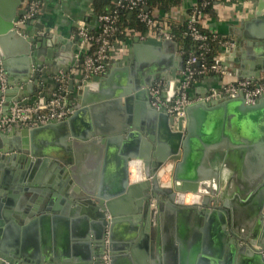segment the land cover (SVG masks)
<instances>
[{
	"label": "water",
	"instance_id": "95a60500",
	"mask_svg": "<svg viewBox=\"0 0 264 264\" xmlns=\"http://www.w3.org/2000/svg\"><path fill=\"white\" fill-rule=\"evenodd\" d=\"M21 2L13 0L7 3L0 16V69L3 68L8 79V88L0 90V99H5L0 118L9 113L16 101L27 104L40 99V75L47 59L58 64L71 62L62 61L56 53L62 46L60 41L57 42L56 34L45 30L35 38L34 34L26 36L15 27V22L25 13V9H19ZM248 17L250 20L245 24L244 35L249 50L238 70L244 74L243 77L256 82L260 81L259 74L264 73V0H258L255 11ZM255 23L261 25V30L251 34L250 29L257 25ZM135 41L140 44L134 45L124 58L117 61L116 66L124 64V69L115 67L109 74L93 78L101 82L100 90L90 88L92 80L77 83L71 75L70 98L77 103L69 117L49 120L48 124L36 128L0 127V153H13L7 160L26 161L28 171L26 175L12 172L11 168L10 171H0V264H22L21 259L25 264H53L54 260H59L60 253H56L55 259L47 255V249L51 250L52 246L46 245L43 238L40 242L36 230L39 220L47 217L44 213L57 209L58 204L52 201L44 209L40 206L42 197L38 194L44 196L53 189L54 196L60 199V192L67 193V188H64V181L59 185L38 182L34 169L38 165L45 166L49 160H53V167L62 168V173H66L64 166L75 160L79 165L84 144L77 140L85 138L83 129L90 110H95L98 103L119 106L122 101L125 105L119 106L111 116L118 113L125 124L132 126L122 140V146L120 142L116 144L117 151L119 146L121 148L119 169L126 172L124 181L120 187L109 191L96 192L92 189L94 184L87 189L86 194L96 198L102 213L98 214L93 232H90L91 228L86 230V234L81 230L75 247H65L62 252H66L62 256L64 263L104 264L102 256L107 243L111 264H119L121 258L129 260L127 253L138 236V222L144 220L140 232L146 237L154 223L156 209L149 208L151 195L156 198L167 192L168 201L172 204L177 192H192L203 195V204L209 206L210 202L222 203L221 196L232 192L229 182L233 177L238 188L232 195L241 202L237 206H228L224 201L222 206L214 209L215 214L230 217L234 238L242 243L239 249L241 259L248 256L249 264H264L263 252L255 247H264V96L254 104L247 103L243 93L223 99L204 98L189 105L184 115L175 118L168 113L167 106L157 108L151 103L150 89L156 80L161 79L164 81L162 96L165 103L172 102L180 80L179 72L184 68V57L179 52L178 43L170 35L146 39L136 36ZM253 45H261L263 49L256 52L251 49ZM15 56L24 66V75L19 80L14 79L11 66ZM14 87L21 90L17 98L12 96ZM134 103L139 120L132 124L131 107ZM145 114L148 119H145ZM124 123L121 130L122 126L127 129ZM13 133L17 137H12ZM121 138L122 134L109 135L105 140L110 146L111 141ZM134 160L143 162L145 182L129 184L128 167ZM214 160L218 168L212 165ZM76 165L70 169L73 178ZM168 171L171 177L166 184L170 186L162 187L160 181L169 174ZM225 173L228 176L225 177ZM71 180L68 182L72 183ZM28 191L33 194L27 198ZM73 191L71 197L84 199V193L78 195L76 188ZM86 200L91 201L90 198ZM2 202L4 206H1ZM121 203L123 209L120 213ZM227 207H230L229 212H226ZM24 211H27V216L21 214ZM2 214L6 220L2 219ZM122 214L124 217H120ZM13 217L27 224L16 228L10 222ZM27 218L33 222L29 223ZM240 219H243L242 223H239ZM242 224L251 228L250 239L240 230ZM21 231L27 233L26 237L21 236Z\"/></svg>",
	"mask_w": 264,
	"mask_h": 264
},
{
	"label": "crops",
	"instance_id": "0c3cea01",
	"mask_svg": "<svg viewBox=\"0 0 264 264\" xmlns=\"http://www.w3.org/2000/svg\"><path fill=\"white\" fill-rule=\"evenodd\" d=\"M10 1L13 0H0V16L4 7H7V3ZM93 1L94 0H41L42 12L39 17L27 26L21 28V31H23L26 36L34 34L33 37L35 38L45 30H49L51 34H56L57 42L60 41L62 44V46L57 48L56 53H59L58 56L62 61H71L69 64H58L56 62H50L48 61L49 59H47L46 64L42 67L40 75V85L42 86V90H39V93L42 94L40 95V99L52 96L56 89L54 77L60 69L68 70L70 79L71 75H74L77 83L92 80L90 82V88L93 91L100 90L101 82L99 80H93L95 76L84 78L79 57L82 51V39L79 34L80 22L85 21L93 33H98L101 27L100 22L97 21V14L93 8ZM194 3L195 0H188L181 6L174 8L170 15L178 20H186L188 17V8ZM257 3L258 0H217L214 5V14H207L202 17L201 24L205 29L223 35L225 38L234 41L236 45L234 47H223L219 55L222 60L223 68L232 72V74L219 75L215 73L214 75H208L198 81L194 87L190 89L191 98L195 102L201 101L204 98L207 100L216 99L219 96L214 97L213 94L217 95L218 93H222L225 85L245 78L242 76L244 74L239 73L240 70H238L240 69V64L245 60V55L248 53L247 50H249L247 44L248 40L244 35V29L246 22L250 20L248 16L255 11ZM24 7V0H22L19 9H24ZM154 15L162 17L163 13L156 11ZM255 24L257 25L250 29L251 34H257L261 30V25L258 23ZM136 36L141 39H146L149 36L162 38L153 34L147 36L137 34ZM136 36L128 37L125 40L117 39L115 41L110 56L105 63V72L101 74V76L109 74L115 67L124 69V64L116 66L117 61L124 58L134 45L140 44L135 41ZM263 46L259 45L258 47L257 45H253L251 49L257 52V50L263 49ZM232 52L233 55L231 54ZM12 59L14 60L11 64L13 67V76L14 79L19 80V78L24 75V66L19 62L17 56L12 57ZM246 61L248 62L249 60L246 59ZM179 73L181 79L182 72ZM259 76L260 81H264V73H260ZM14 89L15 91L12 96L13 98H17L21 90H18L17 87H14ZM71 94L69 82L66 103L70 109V113L67 117L72 115L77 103L75 99L73 100L70 98ZM121 105H125L124 101H122ZM121 105L119 106L121 107ZM119 106L118 104L106 105L98 103L95 110H90L88 118L85 119L86 123L83 129L85 138H77V141L84 144V152L82 153V160L79 165H76L77 160H75L74 163L64 166L66 173H62V168L58 166L53 167V160H49L50 162L46 163L45 166L38 165L34 169L33 174L37 177L38 182L44 181L47 184L56 183V185H59L58 183L60 181H64V188H67V193L60 192V199L54 196L52 193L53 189H50L52 192L46 193L44 196L38 194V196L42 197L40 206L44 209L46 208L44 206L49 205L52 201L58 204L57 209L45 212L50 213V215L44 213L47 217L44 216V219L39 220L40 223L37 224L38 227L36 229L38 230L37 239L40 240V242L44 239L46 245L51 244L48 246H50V248L52 246L53 248H51V250L47 249V255L55 259V257L57 258L56 253H60L58 255L59 260H57V262L54 260L53 264H72L64 263L62 256L65 255L66 252L65 254L62 252H64L65 247L69 246L70 248H74L79 240L81 232L84 230V234H86V230L90 231V228V232H93L92 229L95 223L98 222V214L100 215V213H102V209H99L100 204L93 195L86 194L87 189L94 184L92 189L96 192L109 191L111 189H117L121 186L122 181H124L126 172H122V170L119 169L121 148L119 146V151H117L118 145L116 144L119 142L121 144L132 126L130 124H125L120 119L118 113H116L115 116H111L113 112L119 110ZM131 108V121L133 124L135 121L138 122L139 120L136 116V103H134ZM144 116H146L145 119H148L147 114ZM123 123L127 125V129L122 126L121 130L120 127ZM46 124H48V122L37 127ZM145 124L144 122V125ZM14 126L19 125H13L9 128ZM33 128H36V126H33ZM121 134L122 138L119 141H111V145L108 146L109 144L105 139L108 138L109 135L116 136ZM54 135L57 139V134L55 133ZM11 136L17 137V134L14 135L13 133ZM12 154L13 153H0V163H2L0 171L4 172L11 168L12 172L14 171L20 175H26L28 172L26 161L20 159L7 160ZM134 161L140 165V173L135 177L133 176V170L135 168L131 165ZM134 161H131L128 167L129 184L141 181L145 182L147 177L143 162L141 160ZM74 164L77 166L73 169L74 178H77L80 183L76 182L70 172ZM9 165L10 167H7ZM212 165L215 168L219 167L215 160L212 162ZM168 172L169 174L160 181L161 186L163 185L162 187H165L164 185L170 180L171 172ZM226 176H228V173H225V177ZM70 179H72V183L68 182ZM229 184L232 192L223 194L221 199L223 202H228V206H237L241 201L238 202L234 195H232L234 194L233 190H237L238 188L237 182L232 177ZM75 188L77 189L78 195L84 193V199L82 197L75 199L70 196ZM32 194L33 193L28 191L26 193L27 198ZM53 198L54 200H52ZM87 198H90L91 201L86 200ZM150 200L149 208L156 209V216L153 219V225L150 226V233L148 232L146 237L144 233L140 232V227L144 226V220L138 222V236L135 239V243L131 244V250L127 253L129 254V260L121 258L119 264H249L247 261L248 256L241 259L242 255L239 249L242 243L234 238V233L230 227V217H220L215 214L214 209L218 206H222L223 202H210L209 206H206L203 202L201 204H182L174 200V203L171 204L168 201V193H160L156 198L151 195ZM36 201L38 202L39 198H37ZM4 204L5 203L2 202L1 206H4ZM122 206L123 203L120 205V213L121 209H123ZM225 209L226 212L230 211V207ZM26 212L27 211L21 212V214L23 213L27 216ZM3 216L4 214L1 216L2 219L6 220ZM120 217H124V215L122 214ZM7 221H9V219H7ZM27 221L30 223V221L33 222V219L27 218ZM10 222H13L12 226H16V228H18V226L23 227L25 226L24 224H27L26 221L22 222L14 217ZM242 222L243 219H240L239 223ZM11 228L14 230L13 227ZM240 230L247 233V237L250 239L249 236L252 233L251 228L248 229L242 224V226L240 225ZM26 235L27 233L25 231H21L22 237H26ZM233 238L235 239L234 242ZM70 254L73 256V252ZM21 262L25 264L23 259H21Z\"/></svg>",
	"mask_w": 264,
	"mask_h": 264
},
{
	"label": "built area",
	"instance_id": "2783aa9c",
	"mask_svg": "<svg viewBox=\"0 0 264 264\" xmlns=\"http://www.w3.org/2000/svg\"><path fill=\"white\" fill-rule=\"evenodd\" d=\"M209 0H201L200 6L194 8V10L188 15V25L191 35L200 41H206L209 35L199 28L197 25L198 20L202 14V9L209 4ZM25 13L20 16L18 21L15 22V27L20 31L21 28L27 26L32 21H35L42 12L41 0H24ZM119 8L122 9H140L139 18L145 22L149 27L159 29L158 34H153L159 37H165L169 35L167 32V26L165 22L158 21L154 15L145 7V1L143 0H118V6L111 12L102 13L97 16V21L100 22L101 27L98 33H93L85 21H81L79 24V34L81 41V68L84 78L101 75L105 72V63L109 58L111 50L114 47V43L117 40L115 35L119 31L118 16ZM217 35H214L216 37ZM236 44L232 40H225L223 47H234ZM94 47L93 51H90ZM197 61L195 56H192L187 61L186 70L181 73V79L177 85L176 95L170 104L165 103V99L162 96L164 81L158 79L151 86L150 96L152 104L161 108L167 106V111L171 116L178 118L185 114L186 108L195 103L190 95L189 79L193 75L191 66ZM211 69L219 75L232 74L222 66V60L218 56L211 66ZM56 89L51 97L34 100L29 103H23L16 101L10 107L9 113L0 118V127L5 129L13 125L19 126H39L49 120L58 119L64 120L70 113V109L66 103V94L69 89L70 73L66 69H60L55 75ZM8 88L7 75L3 68L0 69V90L5 91ZM243 93L246 102L254 104L264 96V81L255 82L251 79H239L236 82L228 83L224 86L223 92L217 95L220 98H226L230 95ZM5 103L4 97L0 99V115L3 111V105ZM169 187V184H165ZM188 195H190L188 197ZM176 201L180 203L201 204L204 201V196L192 192H177ZM256 249H260L264 254V247L255 246ZM104 264H111V257L108 249V243L102 256ZM103 264V263H102Z\"/></svg>",
	"mask_w": 264,
	"mask_h": 264
},
{
	"label": "trees",
	"instance_id": "16d2710c",
	"mask_svg": "<svg viewBox=\"0 0 264 264\" xmlns=\"http://www.w3.org/2000/svg\"><path fill=\"white\" fill-rule=\"evenodd\" d=\"M145 7L149 8L151 14L156 11L163 13L162 17L155 16L158 21L165 22L168 34L178 43V49L184 57V68L182 73L187 68V61L195 56L197 61L192 64L191 69L193 75L189 79L190 89L194 85L208 75H214L215 72L211 69L215 59L220 55L223 50V42L227 40L223 35L211 32L203 27L201 19L204 15L214 14V5L217 0H209V4L202 9V14L198 20L197 25L201 31L207 33L209 38L206 41L195 39L189 30L188 19L178 20L171 16V11L184 4L188 0H143ZM201 0H195V3L188 8V15L194 10L195 7L200 6ZM118 6V0H94L93 8L98 15L106 12H111ZM140 9H122L119 8L118 26L119 31L115 35L116 39L125 40L128 37L140 34L147 36L150 34H158L159 29L149 27L145 22L139 18ZM95 34V33H94ZM214 35H217L214 37ZM93 46L90 51L94 50Z\"/></svg>",
	"mask_w": 264,
	"mask_h": 264
},
{
	"label": "bare ground",
	"instance_id": "6f19581e",
	"mask_svg": "<svg viewBox=\"0 0 264 264\" xmlns=\"http://www.w3.org/2000/svg\"><path fill=\"white\" fill-rule=\"evenodd\" d=\"M135 169H134V177L135 176H138L139 174L138 173H140V170H139V164L137 163V162H133L132 164H131ZM138 178V177H137ZM190 195H188V197H189Z\"/></svg>",
	"mask_w": 264,
	"mask_h": 264
},
{
	"label": "rangeland",
	"instance_id": "374dc122",
	"mask_svg": "<svg viewBox=\"0 0 264 264\" xmlns=\"http://www.w3.org/2000/svg\"><path fill=\"white\" fill-rule=\"evenodd\" d=\"M133 176H134V170H133Z\"/></svg>",
	"mask_w": 264,
	"mask_h": 264
},
{
	"label": "flooded vegetation",
	"instance_id": "af4514ba",
	"mask_svg": "<svg viewBox=\"0 0 264 264\" xmlns=\"http://www.w3.org/2000/svg\"><path fill=\"white\" fill-rule=\"evenodd\" d=\"M165 189V188H164ZM167 193V192H166ZM102 264V263H101Z\"/></svg>",
	"mask_w": 264,
	"mask_h": 264
}]
</instances>
